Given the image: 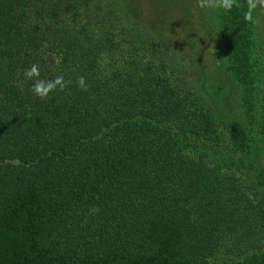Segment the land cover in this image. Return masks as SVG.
<instances>
[{"label": "trees", "instance_id": "obj_1", "mask_svg": "<svg viewBox=\"0 0 264 264\" xmlns=\"http://www.w3.org/2000/svg\"><path fill=\"white\" fill-rule=\"evenodd\" d=\"M112 4L0 0V264H264V167L250 159L263 71L254 128L220 129L180 63ZM239 5L216 15L224 58L251 51ZM61 74L64 91L32 93ZM226 136L246 140L238 156Z\"/></svg>", "mask_w": 264, "mask_h": 264}, {"label": "rangeland", "instance_id": "obj_2", "mask_svg": "<svg viewBox=\"0 0 264 264\" xmlns=\"http://www.w3.org/2000/svg\"><path fill=\"white\" fill-rule=\"evenodd\" d=\"M103 3L113 2L112 9L119 22L137 25L152 33L159 47L165 48L180 63L185 79L194 88H198L214 107L219 121V128L234 127L237 133L242 127L253 129L250 121L251 113L256 111L254 102L249 101L251 86H259L258 73H264V2L262 0H234L232 6L239 13L234 21L237 29L234 32L242 38L243 47L249 56L234 58L223 57L221 38L217 36V12L223 7H200L198 0H102ZM124 11L128 15H124ZM251 14V19L246 16ZM245 29L249 32L242 31ZM244 51V50H243ZM233 54V55H232ZM224 58V59H223ZM179 66V67H180ZM234 67V68H233ZM233 68V69H231ZM257 80V83L255 82ZM264 96V95H263ZM262 96V97H263ZM258 108L260 106H257ZM258 110V109H257ZM249 137V136H248ZM258 141L261 135H254ZM252 141L251 139H248ZM241 142L246 140H234ZM226 136L222 149L238 156L241 151H229L235 145ZM254 147V146H253ZM252 152L251 160L259 161L264 167V147Z\"/></svg>", "mask_w": 264, "mask_h": 264}, {"label": "clouds", "instance_id": "obj_3", "mask_svg": "<svg viewBox=\"0 0 264 264\" xmlns=\"http://www.w3.org/2000/svg\"><path fill=\"white\" fill-rule=\"evenodd\" d=\"M264 2V0H262ZM234 3V0H198V4L200 7L204 6H210V7H223L225 9H230ZM250 4L252 7H255V4H252L250 0ZM246 19H251V14L249 13L248 16H246ZM24 76L26 79H32L34 77L40 76V69L37 64H33L25 70ZM77 87L81 91H87L88 90V84L86 83V78L84 76H78L76 78ZM71 81H66L64 79V76L57 75L52 80H44V79H36L34 83L31 86L32 93L38 97L41 100H47L49 98V94L55 91H64L68 84H70Z\"/></svg>", "mask_w": 264, "mask_h": 264}]
</instances>
